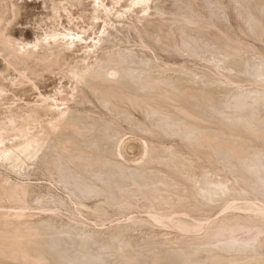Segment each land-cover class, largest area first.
<instances>
[{"label": "bare ground", "instance_id": "obj_1", "mask_svg": "<svg viewBox=\"0 0 264 264\" xmlns=\"http://www.w3.org/2000/svg\"><path fill=\"white\" fill-rule=\"evenodd\" d=\"M28 1L0 0V264H264V0Z\"/></svg>", "mask_w": 264, "mask_h": 264}, {"label": "rangeland", "instance_id": "obj_2", "mask_svg": "<svg viewBox=\"0 0 264 264\" xmlns=\"http://www.w3.org/2000/svg\"><path fill=\"white\" fill-rule=\"evenodd\" d=\"M186 1H188V0H186ZM203 1L204 0H196V4H198V5H202V3H203ZM31 2V3H30ZM166 2V3H165ZM28 5H29V7H28V9L31 11V12H33V16H35L36 17V19H38V17L40 18V17H42L41 19H43V17L45 18L46 16H45V13L47 12V11H45V10H43V8H42V1L41 0H33V2H32V0H30V1H28ZM172 1L171 0H164V4H163V7L165 8V10L166 11H168V12H170L172 9H173V6H172ZM88 2L85 0V1H83L82 2V5L85 7V8H89V6H88ZM87 6V7H86ZM38 13V14H37ZM47 15V14H46ZM35 17L33 18L34 20H36L35 19ZM150 19H152L153 20V22L154 23H157V16H153L152 18H150ZM38 20H40V19H38ZM38 20H36V21H38ZM232 20H234V19H232ZM232 20H231V22H232ZM235 21V22H234ZM233 22H232V24H233V26L234 27H236L237 26V24H236V20H234ZM28 22V21H27ZM126 22V21H125ZM29 24V25H28ZM32 25V26H31ZM23 26V27H22ZM18 25L17 27L15 26V29H16V31L17 32H19V30H20V32L22 31L23 32V34H25V35H30V34H32L33 32H36L34 29V24H32V22L31 23H27V25ZM219 26V25H218ZM20 27V28H19ZM27 27V28H26ZM22 28V29H21ZM24 29V30H23ZM33 29V30H32ZM152 30V31H151ZM220 30H223V28L222 27H220ZM32 32V33H31ZM123 33L125 34V36H126V38L128 39V41H129V43H130V45L131 44H138V40H137V38H136V36L134 35V33L131 31V30H128V27L126 26L125 27V29H124V31H123ZM152 33H153V29H150V28H146V33H143V38H145V40L146 41H148L149 42V44H151L152 46L153 45H155L154 43H153V41H150L151 40V38H148L149 36H151L152 35ZM146 35V36H145ZM244 38V37H243ZM248 43H252V41L249 39V38H244ZM131 40H133V41H131ZM131 41V42H130ZM250 41V42H249ZM254 43V42H253ZM255 44V46L257 47V48H259V47H261L260 49H264V47H263V45H261V43L259 42V43H257V42H255L254 43ZM135 48L134 49H136L137 47L136 46H134ZM136 50H139L138 48L136 49ZM156 50V52H157V49H155ZM159 51V50H158ZM157 55H159V56H161V55H163L164 57H160L161 59H164L165 61H167V60H169L170 62H173L174 60L173 59H177L176 61L177 62H182L181 60V58H178V57H173V59H171L170 57H168V55L166 54V55H164L165 53H163V52H161L160 53V51L159 52H157L156 53ZM158 56V57H159ZM171 60H173V61H171ZM180 60V61H179ZM1 64V63H0ZM57 79V78H56ZM55 80V79H54ZM54 80L52 79V78H50V79H48L47 80V77H46V79H44V81H42V82H44V84L41 82V84L39 85L41 88H43L41 91H44V90H46V91H48V90H50L51 89V86L53 85V82H54ZM46 81V82H45ZM44 85V86H43ZM50 85V86H49ZM48 87V88H47ZM40 88V89H41ZM33 95H35V92H34V94H33V92L31 91V92H28L27 94H26V99L27 100H32L34 97H33ZM35 177V178H34ZM40 178L39 176H31L30 178H31V183H34V184H37L38 186H39V184H40V186H39V188H40V191L42 192V193H47L49 190H53V188L51 187V185L50 184H47V182H45V181H43V180H41V179H38L37 180V178ZM36 179V180H35ZM34 180V181H33ZM39 180H40V182H39ZM33 181V182H32ZM36 181V182H35ZM42 181V182H41ZM43 182H45L44 184H42ZM51 188V189H50ZM44 189H46V190H44ZM93 203V202H92ZM92 203H90V205L92 204ZM63 220H65V218H63Z\"/></svg>", "mask_w": 264, "mask_h": 264}, {"label": "snow or ice", "instance_id": "obj_3", "mask_svg": "<svg viewBox=\"0 0 264 264\" xmlns=\"http://www.w3.org/2000/svg\"><path fill=\"white\" fill-rule=\"evenodd\" d=\"M261 26H262V28H264V23H262ZM101 35H104V33L101 32ZM75 39H80V37H75ZM93 43H98V41L94 40ZM258 67H259L260 82H261V84H264V56H262L259 59ZM250 71H251V68H250ZM108 75L111 78H115L117 73L114 71H110V72H108ZM77 79L79 80L80 77H77ZM260 102H261V104H264V93L261 94V101ZM237 107L239 108V106H237ZM213 111H216L218 113L223 112L224 108L223 107H215V108H213ZM260 131H261V134L264 135V126L261 127ZM195 135H196L195 133L189 134L188 139L190 142L192 141V138ZM145 147L147 148V145H145ZM233 148H234L233 145H226V146H220V147L213 149V151L216 154V159L219 162H222L225 165H227L228 160H229L230 155H231V152L228 149H233ZM147 155H148V153L146 152L145 156H147ZM120 159L122 160L123 157H120ZM259 159H260V167H261V181H260V183H261V195L264 196V153H261ZM261 216L264 217V210H262ZM216 219H217V222H219V217H217ZM206 223L209 224V228L203 229V230H201V228L195 229L194 230L195 235L190 236L189 239L192 241H198V240L204 239L205 237L209 236L210 234L214 235V237L216 239H222L228 235L227 229H223V228L217 229V228H215V226L212 224L211 221H207ZM261 236L264 237V232L261 233ZM229 242L233 243V244L236 243L235 240H231ZM250 243H252V241H250ZM262 243H264V241H262ZM189 264H194V262L190 261Z\"/></svg>", "mask_w": 264, "mask_h": 264}]
</instances>
